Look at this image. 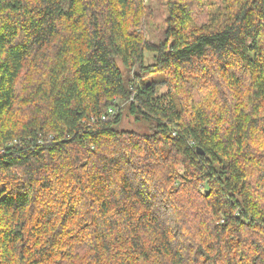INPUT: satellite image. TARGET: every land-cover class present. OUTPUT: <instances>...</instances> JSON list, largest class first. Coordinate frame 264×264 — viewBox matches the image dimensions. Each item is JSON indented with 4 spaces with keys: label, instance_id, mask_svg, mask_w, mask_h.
<instances>
[{
    "label": "trees",
    "instance_id": "1",
    "mask_svg": "<svg viewBox=\"0 0 264 264\" xmlns=\"http://www.w3.org/2000/svg\"><path fill=\"white\" fill-rule=\"evenodd\" d=\"M149 1L0 0V264H264V0Z\"/></svg>",
    "mask_w": 264,
    "mask_h": 264
},
{
    "label": "rangeland",
    "instance_id": "2",
    "mask_svg": "<svg viewBox=\"0 0 264 264\" xmlns=\"http://www.w3.org/2000/svg\"><path fill=\"white\" fill-rule=\"evenodd\" d=\"M149 3L152 4V7H153V10H152L153 15H152V18L147 21V31H148V35H149L150 39L153 41H157L162 36V30L165 26L164 21L166 18V12L161 7L160 1L150 0ZM146 62H147V64L153 63L151 56L147 57ZM135 122L136 121L134 118L125 114V116L123 117V123H122L121 128L127 129V130H135V131H139V132L140 131L144 132L146 130V128L142 124L138 125Z\"/></svg>",
    "mask_w": 264,
    "mask_h": 264
},
{
    "label": "water",
    "instance_id": "3",
    "mask_svg": "<svg viewBox=\"0 0 264 264\" xmlns=\"http://www.w3.org/2000/svg\"><path fill=\"white\" fill-rule=\"evenodd\" d=\"M197 151H198V154L204 155V152L200 148H198Z\"/></svg>",
    "mask_w": 264,
    "mask_h": 264
},
{
    "label": "built area",
    "instance_id": "4",
    "mask_svg": "<svg viewBox=\"0 0 264 264\" xmlns=\"http://www.w3.org/2000/svg\"><path fill=\"white\" fill-rule=\"evenodd\" d=\"M108 113H113V109H109V110H108ZM102 119L105 120V119H106V116H103Z\"/></svg>",
    "mask_w": 264,
    "mask_h": 264
}]
</instances>
